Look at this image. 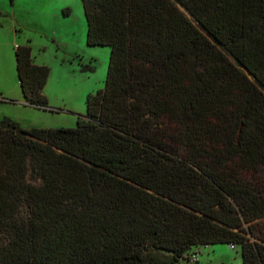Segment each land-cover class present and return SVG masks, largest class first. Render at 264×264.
Returning <instances> with one entry per match:
<instances>
[{
    "label": "trees",
    "instance_id": "16d2710c",
    "mask_svg": "<svg viewBox=\"0 0 264 264\" xmlns=\"http://www.w3.org/2000/svg\"><path fill=\"white\" fill-rule=\"evenodd\" d=\"M81 2L105 86L73 128L0 120V264H180L219 244L264 264V0ZM16 59L27 105L56 112L50 68L28 45Z\"/></svg>",
    "mask_w": 264,
    "mask_h": 264
},
{
    "label": "rangeland",
    "instance_id": "374dc122",
    "mask_svg": "<svg viewBox=\"0 0 264 264\" xmlns=\"http://www.w3.org/2000/svg\"><path fill=\"white\" fill-rule=\"evenodd\" d=\"M66 10H69V16H64ZM57 14L60 20L55 18ZM0 25L7 32L18 26L33 36L37 35V39L32 38L34 45H39L41 57L51 70L44 94L48 98V106L56 112L35 108L50 113L35 117L27 115L24 121L37 122L46 128L75 127L79 115H86L87 98L104 88L111 55L109 47L88 46L81 0H0ZM0 53H3V63L0 61L1 90L11 97L14 88L19 96H23L16 58L7 48H2ZM161 256L171 254L159 250L148 253L152 258ZM179 263L243 264V260L240 246L231 249L228 245L219 244L195 246Z\"/></svg>",
    "mask_w": 264,
    "mask_h": 264
},
{
    "label": "crops",
    "instance_id": "0c3cea01",
    "mask_svg": "<svg viewBox=\"0 0 264 264\" xmlns=\"http://www.w3.org/2000/svg\"><path fill=\"white\" fill-rule=\"evenodd\" d=\"M55 18L57 20H60V15L57 14ZM18 28H19L18 26H14L13 27L14 31L7 32L4 29V27L0 25V50L2 51V48H7L11 52L12 56L16 58L17 47L28 45L32 47V54H34V51L36 50L35 54L33 55L34 63L40 66L45 65L46 63L43 61L41 57L40 50L37 48L39 47V45L38 44L36 45V43L34 45V39H32L34 37L37 39L38 36L37 35L33 36L29 34L27 30H23L21 27L19 29ZM0 61L3 63V53H0ZM16 62H17V59H16ZM18 81H19V78H18ZM19 85H20V81H19ZM12 90L14 94L10 97V95L3 92L0 88V120H2L4 117H8L12 120L19 122L20 125L26 129L46 128V127H43L44 125H40L37 122L35 123V122L24 121V116L34 115L35 117L38 114L42 115V113L44 112L45 113H50V112L38 110V109L25 105L24 100H23L24 97L19 96L15 92L14 88H12ZM9 103H13V104H9ZM7 107L10 108L8 111L3 110L4 108H7ZM56 108H61V107H56ZM77 121H78V118H77ZM76 125H77V122H76ZM47 128H50V127H47Z\"/></svg>",
    "mask_w": 264,
    "mask_h": 264
},
{
    "label": "built area",
    "instance_id": "2783aa9c",
    "mask_svg": "<svg viewBox=\"0 0 264 264\" xmlns=\"http://www.w3.org/2000/svg\"><path fill=\"white\" fill-rule=\"evenodd\" d=\"M230 247H231V249H234L235 246H230Z\"/></svg>",
    "mask_w": 264,
    "mask_h": 264
}]
</instances>
